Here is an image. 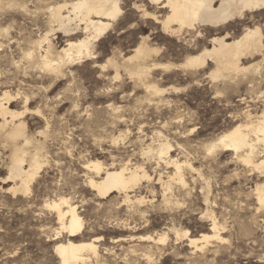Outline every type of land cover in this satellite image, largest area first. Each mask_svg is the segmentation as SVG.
Here are the masks:
<instances>
[{"label": "rangeland", "instance_id": "obj_1", "mask_svg": "<svg viewBox=\"0 0 264 264\" xmlns=\"http://www.w3.org/2000/svg\"><path fill=\"white\" fill-rule=\"evenodd\" d=\"M71 1L0 0V99L9 93L10 102H3L20 114L16 121L26 123L32 138L25 168L39 150L44 161L30 191H15L19 180L9 177L14 143L0 131V264H62L56 245L70 237L60 232L57 212L48 206L60 197L76 205L83 219L82 233L71 239L98 246V255L89 254L86 264H264V205L255 190L264 183V167L244 162V151L209 149L237 123L264 113L263 53L241 57L248 71L216 79L215 62L181 66L190 55L212 48L214 36L228 34L232 40L256 26L264 33V8L218 29L171 33L138 6L160 18L168 9L149 0H121L122 15L110 21L91 56L59 63L58 72L45 69L38 58L47 46L40 48L37 40L47 36L60 51L85 36L84 25L68 36L50 18V9ZM144 39L155 51L145 60L149 73L139 79L130 75L133 63L126 58ZM149 85L163 92L152 93ZM159 143L170 146L162 159L156 155ZM152 146L157 150L150 151ZM257 148L260 162L264 142ZM166 156L184 163L185 184L170 180L175 166ZM96 159L109 168H145L150 180L130 192L132 202L118 192L100 197L89 184L97 174L86 168ZM171 181L165 191L163 182ZM214 219L219 238L198 248L190 244L189 237L214 234Z\"/></svg>", "mask_w": 264, "mask_h": 264}, {"label": "bare ground", "instance_id": "obj_2", "mask_svg": "<svg viewBox=\"0 0 264 264\" xmlns=\"http://www.w3.org/2000/svg\"><path fill=\"white\" fill-rule=\"evenodd\" d=\"M120 2L121 0H72L70 3H57V6L50 9V18L58 24L59 30H63L70 36L75 33L73 32L74 30H79L81 28L80 26L84 25V28L81 29L84 31L85 36L76 40H69L66 46L60 51L54 48L51 40L47 36L37 40L35 44L40 48H43V43H46L47 46L45 48V54L41 53L40 57H37L41 66L45 69L58 72L60 67L59 63L62 66V63L64 64L66 60L67 63H73L77 59L91 56L95 42L112 26L111 22L119 17L112 18L114 9L118 7L119 12L122 13ZM149 2L155 5L156 8L169 10L163 18H160V15L156 12H149L146 9H143V12L148 13L149 15L147 17L153 19L156 23H161L166 32L171 33H179L186 27L211 26L217 28L237 17L243 16L247 11L264 8L259 6L261 3H264V0H149ZM218 3L219 5H217ZM138 7L141 10L142 6L139 5ZM74 24L75 26L73 27ZM263 40L264 33L259 26L247 28L239 37L232 40L229 39L228 34L214 36L211 39L212 48L205 47L197 54L190 55L181 66L194 69L204 67L209 62H215L216 68L211 73L213 78L236 75L250 69V67L241 66L240 59L242 56L248 54L254 55L255 53L261 52L264 57ZM134 49V53L126 58L127 61L133 63L131 67H128V71L130 75L143 79L149 73V68L146 66L145 60L155 49L149 47L145 39ZM27 55L33 58L32 51H29ZM55 57H57L58 62L55 61ZM57 63L58 65H56ZM113 63L114 66H118L117 62L113 61ZM163 66L169 68L171 65L165 64ZM258 66L256 70H260ZM117 76H119L118 72ZM148 89L156 94L163 92V90L153 85H149ZM10 99L11 96L9 93H5L3 98L0 99V117L3 120L0 123V131L9 141L14 143L9 176L10 178L19 180V185L14 190H19L27 194L30 191L31 182L37 176L44 161L41 158L39 150L31 155L29 169L25 168L24 164L27 161L26 145L32 143V138L27 134L26 123L24 121H16L20 114L13 111L9 104L3 102V100H6L9 103ZM20 139L24 141L23 146L17 144V141ZM262 142H264V113L255 121L237 123L233 128L222 133L217 141L209 146V149L212 150L215 147H222V149L234 151L237 155L244 151L243 156L241 155L244 162L254 165L257 169H261L264 167V160L257 162L256 157L259 154L258 150H260L257 146ZM159 144L161 145V143ZM164 146L161 145L159 147L160 150H158L159 153H156L161 159L164 158L163 155L167 154L170 148L168 144ZM153 148L156 149L158 147L152 146L150 151ZM146 156L150 158L149 153ZM165 159H167L166 161L168 163L175 166V173L170 180H177L181 184H185L186 181L183 175L184 163L174 160L170 156H166ZM187 165L190 164L188 163ZM189 167L192 168L191 165ZM86 168L97 174V179L90 178L89 184L103 198L112 192H118L124 194L125 202H132L130 192L134 191L141 184L142 180H150V176L144 171L145 168L140 169V167L129 169V167L124 165L119 168H109L103 162L96 159L88 161ZM160 180L162 181L161 178ZM171 183L172 181L163 182L165 191L171 190ZM255 190L259 202L264 205V183L257 184ZM143 201V197L136 199V202L139 203ZM48 206L57 212L60 232L65 231L70 237L66 242H59L56 245V251L61 263L86 264L89 254L96 257L98 255V246L94 241L76 242L74 239H71L82 233L84 227L83 219L79 215L76 205L72 204L68 198L60 197L48 203ZM217 230L218 223L214 219L211 228L214 234H203L201 237H189L190 244L198 248L200 242H204L205 244L209 243L211 238H219ZM187 233H184V236L187 237ZM177 235L179 236L180 232L177 231ZM159 240L165 241L166 235L164 234ZM203 247L205 246H201V248Z\"/></svg>", "mask_w": 264, "mask_h": 264}, {"label": "snow or ice", "instance_id": "obj_3", "mask_svg": "<svg viewBox=\"0 0 264 264\" xmlns=\"http://www.w3.org/2000/svg\"><path fill=\"white\" fill-rule=\"evenodd\" d=\"M259 6H260V7H264V3H261ZM132 7H136V5H132ZM140 11H143V10L141 9ZM120 15H122V14L119 12L118 7H116V8L114 9V11H113L112 18L115 19L116 16H120ZM144 15L147 16V15H149V14H148V13H144ZM130 26H133V27H134V25H130Z\"/></svg>", "mask_w": 264, "mask_h": 264}]
</instances>
